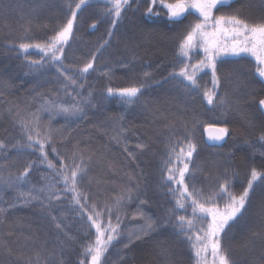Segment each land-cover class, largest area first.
<instances>
[{
    "label": "trees",
    "instance_id": "obj_1",
    "mask_svg": "<svg viewBox=\"0 0 264 264\" xmlns=\"http://www.w3.org/2000/svg\"><path fill=\"white\" fill-rule=\"evenodd\" d=\"M108 4L109 0H89L77 14L63 63L77 85L83 86H71L66 94L67 81L56 67L45 64L38 70L30 68V61L40 59L41 54L36 49L24 53L18 47L22 42H42L52 35L66 19L64 0H0V139H21L20 127L14 120L17 106L22 112H35L46 100L69 105L91 93L78 116L43 111L40 115L44 123L51 117L52 127L59 130L55 133L57 141L66 138L55 145L60 153L70 156L72 146L79 143L91 181H82L80 188L89 195V202L102 207L124 188L132 189V200L121 210L120 241L114 242L102 264H196L194 251L176 227L174 200L163 179L169 146L187 139L197 145L190 169H196L194 183L204 193L215 191L227 176L231 178L233 192L239 195L252 168L264 171V142L259 139L264 135V110L259 109L258 103L264 99V79L255 73L251 57L222 58L217 64L220 85L209 105L203 95L205 89L213 90L209 69L198 74L199 89L185 88L170 76L174 69H179L180 38L195 17L186 14L187 18L181 21L170 20L167 10L159 4L153 7L159 15L153 16L147 12L150 0H132L112 28ZM237 11L248 21L264 19V0H231V5L217 14ZM28 21L32 22L28 25L30 32L25 31ZM106 39L108 44L97 52ZM93 54L94 68L83 78L79 69ZM202 56V52L193 54V62ZM125 64L128 66L124 67ZM144 73L150 75L145 77ZM133 83L144 84L135 103H125L118 95L107 93L108 87L119 89ZM210 125L228 128L225 143L207 142L205 129ZM138 144L146 147L141 150ZM47 147L50 149L51 145ZM37 157L38 153L17 155L15 149H10L7 156L0 152V164L11 158L16 163H8V169L18 174L24 163ZM49 158L54 160L50 150ZM0 172L7 175L6 169ZM46 182L55 183V178L44 165H38L29 173L27 184L19 188L0 184V207L5 209L0 216V264H26L28 257L41 249L43 256L50 257L51 264H60L61 257L63 264H80L85 259L83 248L94 230L88 229L72 207L71 193L61 192L63 199L51 202V214L63 222V231L55 228L48 210H41L39 201L23 203L20 192H27L32 186L44 187ZM57 187L62 189L63 185ZM140 200L146 203L140 204ZM13 203L16 207H11ZM137 208L152 217L156 230L123 249L128 230H138L143 223L139 218L132 219ZM262 229L264 185L257 182L243 219L224 240L236 264H264V239L252 236ZM249 239L254 244L245 247ZM8 248L12 249L11 255ZM89 261L90 258L85 264Z\"/></svg>",
    "mask_w": 264,
    "mask_h": 264
},
{
    "label": "snow or ice",
    "instance_id": "obj_2",
    "mask_svg": "<svg viewBox=\"0 0 264 264\" xmlns=\"http://www.w3.org/2000/svg\"><path fill=\"white\" fill-rule=\"evenodd\" d=\"M132 0H109L107 13L111 16V26L116 27V23L121 20V14L126 8L130 7ZM89 3V0H64V7L67 9L65 21L53 30L51 36L42 42H22L19 49L27 53L29 49H36L41 54L38 60L30 61L29 67L39 68L45 64H52L56 67L67 83L64 88L71 86L82 88V84L77 85L74 75L68 74L64 68V51L68 42L73 37L74 27L77 21V14ZM151 6L147 12L150 15L158 16L159 12L153 11V7L159 4L160 8L167 10L170 20L181 21L187 15L195 17L194 22L180 38L178 44V71L174 69L170 76L184 84L185 88L199 89L197 80L198 74L204 69L211 72L213 90H204L203 95L209 105L215 99V90L219 88L220 76L217 74V64L225 57H251L254 60L255 73L264 79V19L259 21H248L241 17L237 12L229 15L217 14L220 9L231 5V0H150ZM187 14V15H186ZM32 22L28 21L25 31L30 32L28 26ZM96 27L95 24L92 25ZM112 32L109 31L108 37L111 38ZM108 44L104 40L99 45L97 52ZM202 52V58L193 62V54ZM27 59V57H25ZM96 54L79 69L81 77L86 78L85 74L94 68ZM127 67L128 65H123ZM110 71V70H109ZM108 75L107 72H102ZM145 77L150 75L144 73ZM186 82V83H185ZM144 84L133 83L123 88H107V93L118 95L125 103H135L142 94ZM79 95V93H77ZM82 98L76 103L65 105L52 100H46L35 112H22L17 106L14 113V120L21 130V139L13 142H6L0 139V152L5 156L10 149H15L17 155H32L38 153L37 160L24 163L19 173L16 174L8 169V163L16 162L8 158V163L0 164V169H6L5 176L0 172V184L7 188H19L22 184L28 183L29 173L34 166L44 165L50 170L55 183L46 182L44 187L36 188L32 186L27 192H20V197L25 205H30L34 201H39L41 210H48V215L54 223L56 229L63 231L65 225L51 214V202L63 199L61 192L71 193L72 207L77 211L81 219L85 220L89 230H94L92 239L84 245L83 256L80 264H85L90 258L89 264H102L109 249L114 246V242H119L121 230V210L126 202L132 200V189L124 188L111 203H105L98 207L95 202H89V195L80 188V183L84 180L90 181L88 168L85 165L84 157L81 154L79 143L72 146L70 156H65L56 148V143H63L66 138L61 137L59 141L55 136L59 130L52 127L49 122L44 123L40 113H63L66 117L78 116L83 112V104L90 100ZM259 109L264 110V99L259 100ZM55 110V111H54ZM11 112L12 109H9ZM228 128L218 129L217 134L212 139L222 141L228 135ZM260 141L264 142V135L260 136ZM119 142V141H118ZM51 145L49 149L47 146ZM138 148L143 150L146 145L138 144ZM49 150L54 154V160L49 158ZM125 151L127 149L125 148ZM197 152V145L191 140L176 141L169 146L168 159L164 163L165 183L169 186L172 194L176 213V227L180 230L179 234L186 237L190 248L194 251L196 264H236L224 245V240L232 232V229L243 219L246 205L250 203V194L254 192V185L260 182L264 185V171L252 168L246 187L237 195L233 192L231 178L225 177L216 187L215 191L204 193L197 188L195 181L196 169H190L194 154ZM129 156L135 158L132 153ZM67 161V162H66ZM57 162L59 167H57ZM131 180L132 178L129 177ZM191 184V188L190 185ZM57 185H63L58 189ZM140 204L146 203L144 200ZM221 204L223 205L221 207ZM11 207H16L13 203ZM115 210V223H113V212ZM190 210V215H189ZM5 209L0 207V216ZM141 219L143 223L138 226V230H128L127 236L123 241V249H128L136 241L143 239L156 230V222L148 216L142 209L137 208L132 219ZM0 219V223H2ZM67 236L68 234L65 233ZM87 235V233H85ZM253 237L264 239V229L254 232ZM29 239H31L29 237ZM72 239V237H69ZM254 244V240L249 239L245 242V247ZM12 254V249H7ZM43 249L36 251L33 256H29L26 264H51L50 257L42 255ZM62 251V249H61ZM52 256L55 255L53 252ZM123 259V256H121ZM63 264V258H60Z\"/></svg>",
    "mask_w": 264,
    "mask_h": 264
},
{
    "label": "water",
    "instance_id": "obj_3",
    "mask_svg": "<svg viewBox=\"0 0 264 264\" xmlns=\"http://www.w3.org/2000/svg\"><path fill=\"white\" fill-rule=\"evenodd\" d=\"M220 128H222V126H220V125H210V126H208L206 128V130H205V137H206V140H207V142L209 144L219 145V144H223V143H225L227 141L229 135H227L224 138V140H222V141H217V140L212 139V137L217 134V131Z\"/></svg>",
    "mask_w": 264,
    "mask_h": 264
},
{
    "label": "rangeland",
    "instance_id": "obj_4",
    "mask_svg": "<svg viewBox=\"0 0 264 264\" xmlns=\"http://www.w3.org/2000/svg\"><path fill=\"white\" fill-rule=\"evenodd\" d=\"M206 130V129H205Z\"/></svg>",
    "mask_w": 264,
    "mask_h": 264
}]
</instances>
